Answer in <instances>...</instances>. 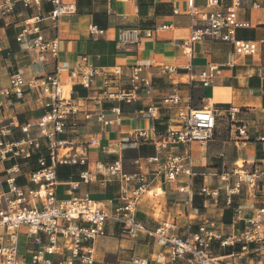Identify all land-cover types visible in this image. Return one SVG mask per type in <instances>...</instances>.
Returning <instances> with one entry per match:
<instances>
[{
	"label": "crops",
	"instance_id": "crops-1",
	"mask_svg": "<svg viewBox=\"0 0 264 264\" xmlns=\"http://www.w3.org/2000/svg\"><path fill=\"white\" fill-rule=\"evenodd\" d=\"M218 1L224 9L232 3V0ZM62 2L73 5L74 12L60 16L56 22L46 16L52 8L48 1H43L38 9L24 8L18 3L12 15L7 18L0 17V89L8 85L12 72L26 71L29 78L35 72L54 71L56 64L75 66L80 57L84 56L86 62L94 66H120L122 77L119 86L124 88H129V67L139 65V75L151 79L152 90L146 94L141 89L135 101L126 103L104 99L100 93L101 80L98 77L86 89L79 84L68 85L67 76L61 75L65 92H70L71 99L79 110L76 115L70 116L67 133L62 137L73 141L71 153L78 154L84 149L85 162L56 167V198L61 200L71 195H88L106 208L112 209L120 196L121 183L117 177L107 174V166L120 159L122 171H141L149 182L150 193L142 197L136 211V218L147 228L152 229L162 220L172 219L182 232L189 215L194 225L211 221L219 230L229 231L232 208L235 205H245L244 214L249 215L258 204H249L244 193L233 196L231 206L224 205L225 184H220L218 174L229 172L235 163L240 165L243 162L245 168L264 164V142L259 140L264 135V0H238L236 11L238 20L250 24L249 27L237 28L236 37L254 41L256 52L239 57L234 67L224 68L221 74L212 76L206 85L201 82L199 75L207 71L209 63L224 62L227 53L232 50V44L211 39L196 41L191 44V53L188 55L183 45L191 34L190 16L186 11L185 0ZM194 3L198 9H205V0H194ZM36 13L42 16L38 26L44 39H57L59 44L57 58L46 55L41 64L35 63L34 51L24 49L15 40L24 20ZM92 25L103 30L102 34L92 36ZM125 28L139 30L138 43H117L118 31ZM147 29L152 30L150 36L145 34ZM160 65L176 66L177 74H161ZM185 65H189L190 69H183ZM174 88L180 102L171 107L163 105L162 97ZM13 102V108L4 111L3 123L21 124L33 120L43 112L34 103L33 95L28 94L20 100L13 99ZM149 105L157 107V119L146 115ZM229 106L239 108L236 123L245 127L247 136L244 142L240 137L236 141L233 126L226 117ZM187 107H212L217 110L212 138L204 146L195 142L188 146L172 144L166 137V130L178 125V111ZM112 108L116 110L112 111ZM99 114H103V120L97 119ZM142 132L145 136L140 135ZM21 136L19 128L14 127L9 138L15 140ZM122 138H127L128 143L122 147L115 146V142ZM90 139L97 140V143L87 147L86 143ZM164 142L167 143L164 148L158 147ZM188 149L194 172L191 184L193 196L190 202H187L185 193L177 190L180 182L168 183L156 177L154 171L157 164L147 163L148 157L158 155L163 158L167 153L184 154ZM35 159L31 155L27 160L12 159L3 165L18 164L17 184L36 188V184L26 182L22 176L37 167ZM81 171L91 173L88 182L79 179ZM232 180L231 178L230 181ZM74 181L78 182V186L72 191L70 187ZM203 183L213 188H221L217 205L202 208V197L198 190ZM2 206L3 203H0V208ZM155 208H160L156 218L152 217V210ZM195 208L198 212L193 215ZM105 229L106 235L93 242L94 264H134L133 258H146L148 264H157L153 259L159 247L152 236L138 234L135 238H129L111 220L106 223ZM35 249L37 246L33 243V237L20 231L19 264H31Z\"/></svg>",
	"mask_w": 264,
	"mask_h": 264
},
{
	"label": "built area",
	"instance_id": "built-area-1",
	"mask_svg": "<svg viewBox=\"0 0 264 264\" xmlns=\"http://www.w3.org/2000/svg\"><path fill=\"white\" fill-rule=\"evenodd\" d=\"M43 1L52 5L46 16L54 22L60 16L74 12L73 5L64 4L62 0H0V17L12 15L18 3L24 8L38 9ZM185 3L191 29L190 37L183 42L188 55L191 53V44L196 41L211 39L232 44V50L227 53L224 62L209 63L207 71L199 75L204 85L209 83L212 76L221 74L224 68L234 67L239 57L256 52L254 41L236 37L237 28L250 26L249 22L237 19L238 0H232L226 9L222 8L218 0H205L204 10L198 9L194 0H185ZM41 20L39 13L32 14L24 20L15 36L24 49L34 51L37 64H41L46 55L56 59L59 48L57 39H44L38 26ZM90 32L94 36L102 34L103 30L92 25ZM151 32L150 29L145 30L147 36ZM139 34L135 28L121 29L117 34V43L136 44ZM183 69L189 70L190 66L185 65ZM140 71L139 65L129 67V88L120 87V66H94L82 56L75 66L56 64L54 71L35 72L28 79H24L20 72L9 75L8 85L0 89V203H3L0 208V264H19V232L22 226L25 227V235L33 237V243L37 246L32 253L31 264H94L93 242L106 235L105 226L110 220L117 223L121 233L129 238H135L138 234L152 236L159 247L153 259L157 264H264V164L245 168L243 162L240 165L235 163L229 172L218 174L220 184H225V206H231L233 196L241 193L247 197L249 204H258L249 215L244 214L245 205H235L229 231L219 230L211 221L194 225L189 215L182 232L172 219L162 220L152 229L147 228L136 218V211L142 197L150 193L149 182L141 171H122L120 159L107 166V174L117 177L121 183L120 196L112 209L88 195H71L61 200L56 198V167L85 162L84 149L78 154L71 153L73 141L62 137L67 133L70 116L76 115L79 110L70 92H65L61 75L67 76L68 85L79 84L86 89L98 77L104 99L130 103L137 99L139 90L144 89L146 94L152 90L151 79L140 76ZM177 71L176 66L160 65L161 74L176 75ZM28 94L33 95L34 103L43 112L21 124L3 123L4 111L13 108V99H24ZM179 102L176 88L162 97V104L168 107ZM115 110L112 108V111ZM226 111L236 141L240 137L244 142L247 136L245 127L236 123L239 108L229 106ZM146 115L157 119V107L147 106ZM216 116L217 110L212 107H187L178 111V125L168 128L166 137L172 144L188 146L191 142H197L204 146L212 138ZM85 117L88 118V115L85 114ZM97 119L103 120V114H99ZM14 127H18L22 135L15 140L9 138ZM140 135L145 136L144 132ZM259 140L264 142V135ZM96 143L97 140L90 139L86 146ZM126 143L128 139L122 138L115 142V146L122 147ZM166 144L160 143L158 147L164 148ZM31 155L36 157L37 167L22 176L26 182L36 184V188L17 184L18 164L3 165L12 159L27 160ZM135 163L139 164L137 160ZM147 163L157 164L154 171L156 177L168 183L180 182L177 190L187 195V202L191 201L194 172L189 149L184 154L167 153L163 158L154 155L147 158ZM90 178L91 173L87 171L79 173V179L83 182H88ZM77 186L78 182L74 181L70 189L74 191ZM220 189L205 183L200 186L198 194L202 197V208L217 205ZM197 212L195 208L192 214ZM159 213L160 208L153 209L152 217H158ZM54 255L57 257L53 258ZM132 262L148 264L146 258H133Z\"/></svg>",
	"mask_w": 264,
	"mask_h": 264
},
{
	"label": "rangeland",
	"instance_id": "rangeland-1",
	"mask_svg": "<svg viewBox=\"0 0 264 264\" xmlns=\"http://www.w3.org/2000/svg\"><path fill=\"white\" fill-rule=\"evenodd\" d=\"M21 76H22L24 79H28V74H27L26 71H21ZM219 122H221V121H219ZM195 143H197V142H195ZM197 144H198V143H197ZM33 161H34V160H33ZM238 162H240V161H238ZM240 164H241V162H240ZM20 229H21L20 231H21L22 233L25 232V227H24V226H22Z\"/></svg>",
	"mask_w": 264,
	"mask_h": 264
},
{
	"label": "trees",
	"instance_id": "trees-1",
	"mask_svg": "<svg viewBox=\"0 0 264 264\" xmlns=\"http://www.w3.org/2000/svg\"><path fill=\"white\" fill-rule=\"evenodd\" d=\"M223 219H224V221H226V220H225V216L223 217Z\"/></svg>",
	"mask_w": 264,
	"mask_h": 264
},
{
	"label": "bare ground",
	"instance_id": "bare-ground-1",
	"mask_svg": "<svg viewBox=\"0 0 264 264\" xmlns=\"http://www.w3.org/2000/svg\"><path fill=\"white\" fill-rule=\"evenodd\" d=\"M158 191H159V189H158Z\"/></svg>",
	"mask_w": 264,
	"mask_h": 264
}]
</instances>
